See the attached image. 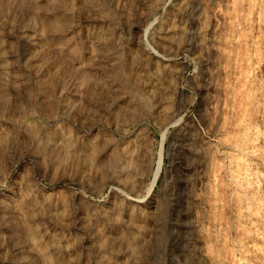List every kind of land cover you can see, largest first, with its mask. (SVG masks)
<instances>
[{
    "label": "rangeland",
    "instance_id": "obj_1",
    "mask_svg": "<svg viewBox=\"0 0 264 264\" xmlns=\"http://www.w3.org/2000/svg\"><path fill=\"white\" fill-rule=\"evenodd\" d=\"M4 183L0 264H264V0H0Z\"/></svg>",
    "mask_w": 264,
    "mask_h": 264
},
{
    "label": "bare ground",
    "instance_id": "obj_2",
    "mask_svg": "<svg viewBox=\"0 0 264 264\" xmlns=\"http://www.w3.org/2000/svg\"><path fill=\"white\" fill-rule=\"evenodd\" d=\"M10 58V57H9ZM29 156V155H28ZM27 155H25L24 157H28ZM30 157V156H29ZM28 159V158H27ZM16 184V183H15ZM18 187L17 186H8V185H5V183H4V185H0V197H2L3 199V201H6L5 200V197H6V195H8L9 193H13V195L12 196H10L9 197V201H14V200H16V198H15V196H17L18 197ZM7 203H8V201H7ZM6 203V204H7ZM130 255V254H129ZM24 263V262H23Z\"/></svg>",
    "mask_w": 264,
    "mask_h": 264
}]
</instances>
